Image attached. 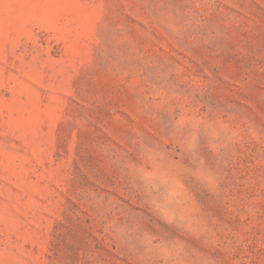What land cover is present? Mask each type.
I'll list each match as a JSON object with an SVG mask.
<instances>
[{
    "label": "rangeland",
    "instance_id": "374dc122",
    "mask_svg": "<svg viewBox=\"0 0 264 264\" xmlns=\"http://www.w3.org/2000/svg\"><path fill=\"white\" fill-rule=\"evenodd\" d=\"M0 264H264V0H0Z\"/></svg>",
    "mask_w": 264,
    "mask_h": 264
}]
</instances>
